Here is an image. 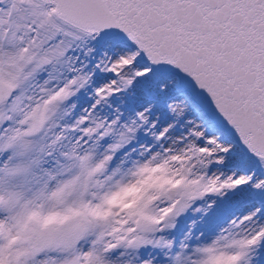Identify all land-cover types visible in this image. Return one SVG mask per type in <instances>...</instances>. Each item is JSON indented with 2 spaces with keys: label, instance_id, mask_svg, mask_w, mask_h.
I'll return each instance as SVG.
<instances>
[{
  "label": "snow or ice",
  "instance_id": "6c2138e0",
  "mask_svg": "<svg viewBox=\"0 0 264 264\" xmlns=\"http://www.w3.org/2000/svg\"><path fill=\"white\" fill-rule=\"evenodd\" d=\"M0 264H264V0H0Z\"/></svg>",
  "mask_w": 264,
  "mask_h": 264
}]
</instances>
